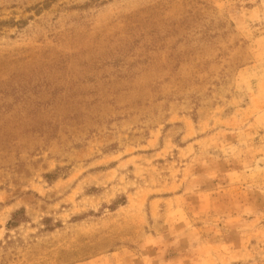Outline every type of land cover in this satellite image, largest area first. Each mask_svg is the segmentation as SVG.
I'll use <instances>...</instances> for the list:
<instances>
[{
    "label": "rangeland",
    "instance_id": "rangeland-1",
    "mask_svg": "<svg viewBox=\"0 0 264 264\" xmlns=\"http://www.w3.org/2000/svg\"><path fill=\"white\" fill-rule=\"evenodd\" d=\"M0 264H264V0H0Z\"/></svg>",
    "mask_w": 264,
    "mask_h": 264
}]
</instances>
